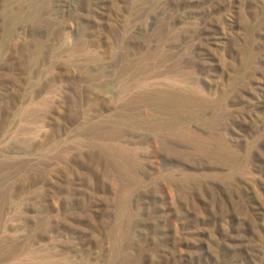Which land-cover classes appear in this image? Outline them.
I'll use <instances>...</instances> for the list:
<instances>
[{
	"label": "rangeland",
	"instance_id": "rangeland-1",
	"mask_svg": "<svg viewBox=\"0 0 264 264\" xmlns=\"http://www.w3.org/2000/svg\"><path fill=\"white\" fill-rule=\"evenodd\" d=\"M0 264H264V0H0Z\"/></svg>",
	"mask_w": 264,
	"mask_h": 264
},
{
	"label": "bare ground",
	"instance_id": "bare-ground-1",
	"mask_svg": "<svg viewBox=\"0 0 264 264\" xmlns=\"http://www.w3.org/2000/svg\"><path fill=\"white\" fill-rule=\"evenodd\" d=\"M192 92L193 88L191 87L188 88L186 92L174 88L154 90L151 94V98L155 103L163 107L169 104L187 105L192 102Z\"/></svg>",
	"mask_w": 264,
	"mask_h": 264
}]
</instances>
